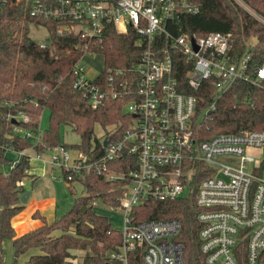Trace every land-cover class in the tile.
Segmentation results:
<instances>
[{
	"label": "built area",
	"instance_id": "built-area-1",
	"mask_svg": "<svg viewBox=\"0 0 264 264\" xmlns=\"http://www.w3.org/2000/svg\"><path fill=\"white\" fill-rule=\"evenodd\" d=\"M21 1L31 2L27 13L31 19L57 22L54 30L57 37L80 35L85 40L83 53L70 68L71 87L92 108L109 98L124 100L123 109L131 121L121 138L114 137L112 126L100 128L96 138L103 153L92 162L82 151L64 143L36 152L35 146L41 143L39 127L32 131L16 125L12 132L30 140L31 146L5 149L4 154L12 156L9 171L26 157L29 162L37 160L59 168L67 183H73L86 170L104 175L107 181H121L122 193L114 208L100 207L96 200L91 203L93 209L100 207L121 216V229L116 230L121 241L107 253L110 262L186 264L184 244L177 239L181 231L178 219L136 217L145 203L172 201L194 189L197 237L204 264H264V130L222 132L198 139L193 128L196 96L185 90L197 91L212 79L215 97L202 112L203 116H209L219 97L236 82L264 90V61L251 66L248 52L235 58L230 33L174 34L171 27L180 16L199 11L189 0H0V3L13 9ZM234 1L264 25L263 16L241 0ZM107 26L118 34L132 29L142 50L129 71L117 67L105 70L103 66L100 73L91 75L82 61L102 55L93 49L104 41ZM46 29V38L35 42L42 49L52 46L47 26ZM179 65L185 68L184 84L177 76ZM11 117L23 125L30 122L22 112ZM248 150L257 151L258 157L249 155ZM122 155L126 170L113 172L110 164H119L117 159ZM22 184L19 182V186Z\"/></svg>",
	"mask_w": 264,
	"mask_h": 264
},
{
	"label": "trees",
	"instance_id": "trees-1",
	"mask_svg": "<svg viewBox=\"0 0 264 264\" xmlns=\"http://www.w3.org/2000/svg\"><path fill=\"white\" fill-rule=\"evenodd\" d=\"M199 7L195 15H182L171 27L174 34L195 33L205 36L211 32L230 33L231 53L236 58L248 52L250 65L264 61V25L234 0H189ZM245 6L264 17V0H241ZM30 1H21L13 9L0 3V166L9 162L6 148L22 150L31 141L12 132L16 125L34 131L43 108L48 110L47 127L41 131V143L36 152H45L61 142V129L70 128L78 137L76 144L66 147L82 151L89 161L103 153L102 145L94 133L95 126L105 130L112 126L114 137L121 138L131 121L124 112L122 99H106L104 104L92 108L80 92L71 87L70 68L84 51L85 40L80 35L57 37L55 21L35 20L28 17ZM31 23H44L49 31L52 46L42 49L28 37ZM104 41L93 51L103 55L105 70L121 68L129 71L138 60L142 46L132 29L118 34L111 26L104 29ZM178 67V79L184 84V70ZM105 72V71H104ZM196 116L193 128L198 139H206L222 132L264 130V90L246 83L236 82L216 101L209 116L202 112L215 97L212 79L204 82L197 91ZM6 103V105H3ZM22 112L30 120L21 124L11 116ZM93 146V147H92ZM125 156L110 169L122 173ZM28 158H21L7 174L0 173V257L5 240L13 248L12 264H71L73 251H84L79 264H116L107 259V253L120 244L121 236L107 218L97 213L93 200L103 207L114 208L122 193L121 181H107L93 170L83 171L74 182L81 184L84 195L76 197L71 208L60 218L47 223L38 213L42 225L20 236L12 227V218L22 209L19 182L28 177ZM194 189L185 197L162 203H145L140 207L137 220L175 218L181 222L178 240L185 247L186 264H204L199 251ZM28 254L26 260H21Z\"/></svg>",
	"mask_w": 264,
	"mask_h": 264
},
{
	"label": "rangeland",
	"instance_id": "rangeland-1",
	"mask_svg": "<svg viewBox=\"0 0 264 264\" xmlns=\"http://www.w3.org/2000/svg\"><path fill=\"white\" fill-rule=\"evenodd\" d=\"M47 35V29L44 24H34L32 23L28 30V37L34 42H42ZM85 65V68L91 71V75L98 74L103 69V56L96 55L91 58H88L86 61H82ZM48 123V110L43 108L39 119H38V127L42 131L47 127ZM101 129L95 126L94 133L95 135L100 134ZM61 142L67 144H74L79 142V137L68 127H63L61 129ZM249 155L253 156L254 158L258 157V152L255 150H248ZM9 159L12 158L11 155L7 156ZM46 157V154L43 156ZM42 164L40 161L31 162L29 164L30 168L34 167H41ZM9 172V162L0 166V173L5 174ZM264 175V171H263ZM23 182V181H22ZM30 179H24L22 184V188H25V192H30L31 195L28 198V201L23 203L24 208L22 211H25L31 203L32 199L39 200V199H47L50 198L51 201L53 200L54 204V211L53 215L54 219L60 218L66 211H68L73 201L76 197L85 194V190L83 186L79 183H73L72 185H68L62 177V171L59 168H52L49 169L43 167L41 171L38 173V178H36L33 183ZM24 192V193H25ZM23 193H21L22 195ZM100 207H103L100 204ZM97 207L95 208L97 213L103 215L107 218L108 222L110 223L111 227L114 230L119 231L121 229V216L119 213L114 212L112 210L104 209ZM29 210V209H27ZM73 257L69 259L71 264H79L81 261V257L84 254V251H73ZM13 259V248L11 245L10 240H5L3 244L2 254L0 257V264H12ZM23 260V257L21 258Z\"/></svg>",
	"mask_w": 264,
	"mask_h": 264
},
{
	"label": "crops",
	"instance_id": "crops-1",
	"mask_svg": "<svg viewBox=\"0 0 264 264\" xmlns=\"http://www.w3.org/2000/svg\"><path fill=\"white\" fill-rule=\"evenodd\" d=\"M97 127L99 128V126H97ZM29 153L32 154V151ZM47 156H48V154H46V157ZM46 157H44L45 160H46ZM32 161L37 162V160H31V162ZM40 162L42 164L41 167H37V168L36 167H34V168L29 167V171H28L29 176L26 178L30 179L32 181L31 183H33V181L36 178H38V173H39V171H41L43 169V167L47 166V168L52 169L46 162H42V161H40ZM29 164H30V162H29ZM7 173H5V174H7ZM23 182H24V180H23ZM73 183H76V182H73ZM73 183H67V184L72 185ZM24 190H25V188L22 189V191H24ZM30 195H31V193L29 192L28 198L30 197ZM28 198L26 201H28ZM20 205L22 206V209H23L24 205L22 203H20ZM22 209L19 211V213H17L12 218V227H13V230H14L16 236H20V235L42 225V222L40 221V219L38 217L34 216L35 213H38L39 215L43 216L47 223H50L54 220V216H52L53 211H54V204H53V200L51 201L50 198L39 199L37 201L32 199L31 203H29V206L27 207V209H29V210L26 209L25 211H22ZM27 258H28V254L23 256V261L26 260Z\"/></svg>",
	"mask_w": 264,
	"mask_h": 264
},
{
	"label": "water",
	"instance_id": "water-1",
	"mask_svg": "<svg viewBox=\"0 0 264 264\" xmlns=\"http://www.w3.org/2000/svg\"><path fill=\"white\" fill-rule=\"evenodd\" d=\"M28 196H29V192H25V193H23L21 196H20V198H19V202L20 203H25L26 202V200H27V198H28Z\"/></svg>",
	"mask_w": 264,
	"mask_h": 264
}]
</instances>
